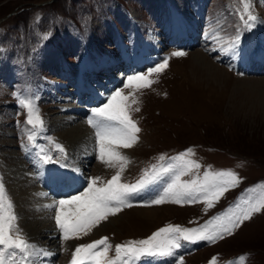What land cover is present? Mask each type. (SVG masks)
Here are the masks:
<instances>
[{
	"label": "rangeland",
	"instance_id": "obj_1",
	"mask_svg": "<svg viewBox=\"0 0 264 264\" xmlns=\"http://www.w3.org/2000/svg\"><path fill=\"white\" fill-rule=\"evenodd\" d=\"M252 5L258 21L251 30H246L236 11L242 7L237 0H0V182L14 204L17 224L30 243L19 190L36 186L44 188L47 198L54 197V201L59 198L53 195L55 191L39 185L45 182L36 171L38 162L59 169L64 162L67 167L78 169V177L90 180L99 176L104 182L119 170V166L109 168L97 158L95 130L87 118L93 108L102 106L114 91L123 88L128 76L123 77L130 73L124 70L129 64L130 70L136 69L131 74L134 75L146 73L169 58L168 68L151 77L156 83L135 92L139 103L132 108L139 107L140 111L130 114L141 131L133 148L118 149L130 160L121 182L135 184L152 165L159 168L175 164L172 158L192 149L194 155L187 154L185 158L201 167L181 177L182 180L202 177L205 171L232 170L242 178L241 183L214 202L212 208L203 202L145 206L148 201H134L133 197L132 207L124 208L93 228L89 233L92 236L87 235L91 238L75 239L73 247L60 250L53 258L55 264L62 260L70 264L76 246L102 237L115 246L146 239L169 224L199 228L227 211L241 197L264 192L260 187L264 184V70L259 69L264 59V0H252ZM188 24L196 29V34ZM238 31L240 42L235 54L221 51ZM188 37L193 43L183 44ZM177 50L187 55L171 57ZM237 55L242 57L239 62ZM139 59L144 64L134 68L130 62ZM96 69L104 74H98ZM118 76L123 79L116 83L109 81ZM107 81L105 88L99 86ZM109 88L112 90L107 96L105 91H110ZM91 89H101L96 94H106L98 106L85 104L92 97ZM65 90L68 94L62 93ZM123 90L125 95L133 91ZM14 94L38 97L35 102L44 121L43 128L33 130L24 124L26 112ZM79 95L81 102H77ZM87 107L91 108L90 112L83 117L84 113L80 112L83 108L86 112ZM71 114L78 117L67 118ZM83 120L92 135L93 157L88 159L89 163L82 160L79 169L70 156L71 145L62 134ZM57 121L65 122L53 128ZM31 131L36 133L35 145L39 147L27 140ZM53 141L64 146L66 155L55 150ZM40 148L50 152L56 162L40 161L36 155ZM7 152L17 154L16 162L29 163L30 178L35 172L38 180L19 186L12 177L13 159ZM161 156L165 159L161 160ZM46 182L53 185L52 179ZM162 185L163 182L152 185L156 195ZM86 187L80 185L74 195ZM249 188L255 191L248 193ZM45 196L39 199L44 200ZM60 197L67 198L64 194ZM136 207L161 212L159 218L148 220ZM50 210L47 223L56 226L55 210L46 211ZM45 239L40 238V244ZM182 244L170 264H179V257L183 258L182 264H210L213 258L216 264H264V211L254 214L233 235L216 243ZM109 255H115L114 247ZM241 257L245 259L241 261Z\"/></svg>",
	"mask_w": 264,
	"mask_h": 264
},
{
	"label": "snow or ice",
	"instance_id": "obj_2",
	"mask_svg": "<svg viewBox=\"0 0 264 264\" xmlns=\"http://www.w3.org/2000/svg\"><path fill=\"white\" fill-rule=\"evenodd\" d=\"M242 6L236 9L244 29L251 30L258 21L253 14L252 0H237ZM240 42L239 31L232 38L227 47L221 51L229 52L237 48ZM184 51H173L171 57H183ZM169 66V58L147 70L146 73H137L126 78L123 88L114 91L102 106L91 110L92 115L87 123L95 130L98 159L109 168L119 170L104 182L101 177L90 178L87 187L80 193L66 199L54 201L44 207L55 210L54 219L61 233V241L68 242L89 235L91 230L115 216L124 208L132 207L131 199L152 185L163 182L162 189L155 198L149 200L145 206L162 205L165 203L184 204L203 202L207 208H212L214 202L231 189L237 187L242 178L232 170L205 171L203 176H195L190 180L181 177L189 175L194 169L201 166L194 160L186 159L187 154L194 155L192 149L172 158L177 163L161 165L157 168L152 165L145 170L143 176L135 184L121 182L122 173L130 160L123 155L119 148H132L139 141L137 135L141 129L131 116V111L139 112L140 108H132L139 103L135 92L150 88L156 80L151 77L162 74ZM124 88L132 89L128 95ZM17 96L18 104L26 112L25 125L31 129L43 128L44 121L35 102L37 98ZM130 97L131 100H130ZM19 123V122H18ZM36 133L31 131L27 140L35 147ZM54 148L62 155H66L63 145L53 141ZM43 163H55L50 152L40 148L36 154ZM161 160L165 158L160 157ZM168 178L165 181V178ZM99 182V184H98ZM264 188V184L260 185ZM249 188L248 193H253ZM264 211V192L258 196L241 197L224 213L207 221L199 228H182L179 225H167L158 229L151 236L142 240L128 241L113 246L107 237H102L91 243L79 244L72 252L70 264H138L146 257H173L176 250L184 246L182 242L196 244L201 241L216 243L226 236L233 235L245 221H250L254 214ZM18 217L14 212V204L6 192L5 186L0 182V264H37L39 257L53 255L44 249L30 243L23 235L17 224ZM114 247V256L109 253ZM245 257H241L243 261ZM182 264L183 258H178ZM216 264V259L210 262ZM239 264V262H232Z\"/></svg>",
	"mask_w": 264,
	"mask_h": 264
},
{
	"label": "bare ground",
	"instance_id": "obj_3",
	"mask_svg": "<svg viewBox=\"0 0 264 264\" xmlns=\"http://www.w3.org/2000/svg\"><path fill=\"white\" fill-rule=\"evenodd\" d=\"M189 29H191V31H194V33L197 32L196 29H194L192 25H189ZM187 34L190 35L189 31H187ZM185 39H187V40H185ZM185 39L183 41V44L184 43L187 44L189 41L191 43L193 42V39H191V37H188V38H185ZM154 49H156V48H154ZM203 58L202 59L205 61V63H207L208 61H207L206 57L204 56ZM239 58H242V57H239V55H237L236 59H238V62H239ZM257 58L258 57H256V59ZM262 61H264V59ZM209 62L207 64H209ZM130 63L133 64L132 66L135 68L136 66H142L143 63H144V60H140L139 59V60H136V61H131ZM262 65H264V64H262ZM130 67L131 66L129 64L127 69L124 70L125 73H127L126 72L127 70H128V72L130 71V73H132V72H134L136 70V69L130 70L129 69ZM211 68H213V67H211ZM260 69H261V65H260ZM209 70H210V68H209ZM261 70H264V68H262ZM207 73H208V71H207ZM212 74H214V73H212ZM121 79L122 78H120L118 76V77H116L114 79H111L109 81H113L114 83H116L118 80H121ZM103 83L104 84H102V88H105V85H106L105 83H108V81L107 82H103ZM114 83H112V84H114ZM107 86H108V84H107ZM107 86H106V88H107ZM112 88H109L110 91H105V93L108 95L111 92ZM100 90L95 91V90L91 89L90 93L92 92V97L90 98V100L92 98H93L92 101H95L97 99L101 100L102 98H104L106 96V94H96L97 92H100ZM64 92H65V94H68L67 90L62 91V93H64ZM80 92L82 93V91H80ZM107 92H109V93H107ZM72 105H73V103H72ZM72 105L69 104L68 106H72ZM83 111H85L84 108H83V110L80 113L83 114ZM77 117H78L77 115L71 114L70 117H67V118H71L72 119V118H77ZM68 121H69V119H68ZM63 122H65V121H59V122L57 121L56 123L53 124V128H57L58 126H61L63 124ZM86 126L87 125L85 123V120H83L82 123L73 125L69 129L64 130L63 134L61 133L64 138L66 137L68 139V142L71 145V147L69 149L70 150V154H71L70 156L75 161V163H77L79 165V166L77 165V168H79V169H80V167L82 165V164L80 165L82 160L84 161L83 162L84 164L85 163H89L88 159L93 157V146H92V143H91L92 135L90 134V131H89L88 127H86ZM7 156H9V157L11 156L12 159H13V160H11V165L14 168H16V169L14 170L13 167H10V168H13L10 171L12 172L11 174H12L13 179L16 180V182H17V184L19 186L20 185H24L25 186L27 184H32L36 180H38L35 177V172L33 173L34 177L32 179L30 178L31 176H29V175H31V173L29 171H27V167H28L29 163H27V162L26 163L25 162L24 163L16 162L17 160L15 161V157L17 158V154H15V153L7 152ZM27 158H29V159L31 158L30 152L27 153ZM85 158H87L88 161H85ZM73 171L78 173V169L77 170H73ZM11 174H10V176H11ZM77 177H78V175H77ZM88 180H89V178L85 179L84 176L83 177L80 176V177H78L76 179L77 182H74V180H70V178H69V180L67 178H64V180H61V182L65 186L63 188L66 190V189H72L76 185L82 184V183H84V182H86ZM39 185L40 186L43 185L49 191H52V190L55 191V194H53V195L56 196V197H57V194H58V192L60 190V187H61V184L57 185V181H56V184L53 181V185L52 186H51L50 182H46L45 184L40 183ZM84 185H85V183H84ZM149 189L150 188L145 189L144 191H142L139 194L140 200L151 198V191ZM19 191H20L19 192V194H20L19 197L21 198L20 201L22 203L21 208L25 212V213L24 212L23 213L25 215L24 217L26 218L27 228L29 229V239H30L31 243L36 245L40 249H44V250H47V251L53 253V255L50 256V257H45V256L39 257V259L37 261V264H55L54 263V259H53L54 256L58 252H60V250H63L64 248L73 247L76 244L75 239H73L71 241H68V242H63L62 243V241H61V233L57 229V227L54 226V224L47 223V221L50 220L51 210L47 212L46 211L47 208L44 207L43 205H49V204L53 203V201L55 199H54V197H52L50 199L47 198L45 196L46 191H44V188L42 189L40 187L34 186L32 189H30V188L24 187L23 189H21ZM70 193H68V194H70ZM40 196H45V199L44 200L43 199L40 200L39 199V198H41ZM44 208H46V209H44ZM168 208H166V209H168ZM138 210L142 213L143 216L148 218V220L149 219L155 220L157 217L159 218V215H160V212H161V211H157L154 208L152 209V208H147V207L146 208L142 207V209L140 208ZM118 219H120V218H118ZM121 219H123V218L121 217ZM125 220H126V218H125ZM144 220H146V219L144 218ZM148 220H146V221H148ZM110 221H111V219H110ZM150 222H152V221H150ZM118 224H119V222H118ZM154 224H156V223H154ZM91 234H93V233H91ZM91 234H89V235L92 236ZM43 236L46 239L44 240V243L41 242V244H40V238H42ZM86 238H91V237H88V236L87 237H82V238H80V240H83V239H86ZM63 245H66V246H63ZM170 258L169 257H163V258H160V257H148L147 259L143 258L145 260L142 259L143 261L141 260L140 264H167L168 262H170L172 260V259L169 260ZM60 260H62V258ZM57 264H66V263L62 260V261L58 262Z\"/></svg>",
	"mask_w": 264,
	"mask_h": 264
}]
</instances>
